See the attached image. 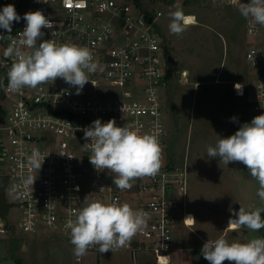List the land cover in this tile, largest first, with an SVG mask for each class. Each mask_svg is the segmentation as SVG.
<instances>
[{"label":"built area","instance_id":"obj_1","mask_svg":"<svg viewBox=\"0 0 264 264\" xmlns=\"http://www.w3.org/2000/svg\"><path fill=\"white\" fill-rule=\"evenodd\" d=\"M169 1L0 0V9L13 4L21 16L12 25V38L19 39L25 27L23 15L39 10L53 23L52 28L42 29L43 39L87 47L98 65L89 76L95 86L89 81L79 95L76 87L60 78L35 89L12 92L7 87V73L13 58L5 56L10 40L2 29L0 178L6 179L5 201L11 207L5 215L0 213V237L19 232L68 239L66 222L75 219L88 196L89 200L128 203L149 214L147 227L119 250L130 254L132 261L145 254L154 264H171L173 254L182 251L174 231L179 223L191 228L195 221L184 220L194 217L188 209L186 163L173 164L167 152L163 100L167 61L157 25L162 11L157 6ZM207 1L215 6L249 2ZM244 27L249 38L244 57L252 72L248 83L233 82L232 89L236 97L244 99L249 109L244 123H250L264 114V27L246 19ZM235 84L243 85L242 95L237 94ZM96 119L102 123L114 119L117 126H131L141 134H159L162 162L158 174L137 179L130 190L121 191L108 170H96L89 160L91 152L85 150L91 141L83 131ZM33 149L45 157L40 170L32 169L27 159ZM29 176L33 185L25 183ZM88 251L99 253L98 247Z\"/></svg>","mask_w":264,"mask_h":264},{"label":"rangeland","instance_id":"obj_2","mask_svg":"<svg viewBox=\"0 0 264 264\" xmlns=\"http://www.w3.org/2000/svg\"><path fill=\"white\" fill-rule=\"evenodd\" d=\"M174 5L196 18L197 24L190 25L182 36L169 32V13L175 10ZM157 8L162 11L157 25L165 55L176 61L174 67L166 65L163 93L167 152L173 164L186 163L188 209L196 221L191 228L178 222L174 234L182 251L173 254L171 264H209L201 254L208 239L224 236L229 242L240 238L239 242H247L264 237V229H247L246 235L226 232L230 209L238 211L240 205L246 209L264 207V203L257 196L259 185L245 165H226L207 155V147L215 146L218 136L233 135L249 113L244 99L236 97L232 89L233 82L248 83L252 72L244 57L249 42L244 32L245 18L238 6H215L207 0H171ZM150 260L145 254L132 261L124 251H88L77 262L70 238L19 232L0 237V264H154Z\"/></svg>","mask_w":264,"mask_h":264},{"label":"clouds","instance_id":"obj_3","mask_svg":"<svg viewBox=\"0 0 264 264\" xmlns=\"http://www.w3.org/2000/svg\"><path fill=\"white\" fill-rule=\"evenodd\" d=\"M174 8L169 13V32L182 36L195 17L186 15L179 5ZM238 11L251 24L264 27V0L241 2ZM22 18L25 27L19 39L12 38V25L19 22L21 16L13 4L0 9V29L9 33L10 40L5 56L13 58L7 73L8 90L35 89L60 78L76 87L77 95L81 94L91 81L90 74L98 67L90 49L75 43L43 39L42 29L52 28L53 23L39 10L26 12ZM0 38L4 35L0 34ZM234 88L238 95L243 94V85L235 84ZM83 131L85 139L91 141L85 145V150L91 152L90 163L98 171L108 170L119 190H130L135 180L158 174L162 162L159 134H141L131 126H117L114 119L103 123L96 119ZM218 137L215 146L207 147V155L226 165L234 162L245 165L257 181V196L264 203V114L255 116L250 123H243L233 135ZM27 159L32 169L40 170L45 157L38 149H33ZM25 183L33 185L34 180L29 176ZM230 211L227 227L231 230L247 228L258 232L264 229V207L246 209L240 205L238 211ZM149 218L146 211L134 209L128 203L89 200L86 196L75 219H68L65 227L70 230L73 254L79 260L92 247H98L100 253H114L126 247L147 227ZM184 220L195 221V218L189 215ZM201 254L209 264H225L226 261L228 264H264V237H254L247 242H229L224 236L208 239Z\"/></svg>","mask_w":264,"mask_h":264},{"label":"water","instance_id":"obj_4","mask_svg":"<svg viewBox=\"0 0 264 264\" xmlns=\"http://www.w3.org/2000/svg\"><path fill=\"white\" fill-rule=\"evenodd\" d=\"M150 21L151 20L148 19V22ZM166 61L169 66L174 67L176 65V61L171 55H166ZM5 184H6V179L4 177H1L0 178V213L2 215H5L8 209L11 207V204L5 201V190H4Z\"/></svg>","mask_w":264,"mask_h":264},{"label":"crops","instance_id":"obj_5","mask_svg":"<svg viewBox=\"0 0 264 264\" xmlns=\"http://www.w3.org/2000/svg\"><path fill=\"white\" fill-rule=\"evenodd\" d=\"M4 33H5V31L0 29V34H4ZM227 231L231 232V234H236V235H239V234L246 235V233L248 232L247 228H240L239 230H229L228 227H226V232ZM241 235H240V237H241ZM240 240H241V238H240ZM236 241H238V240H236Z\"/></svg>","mask_w":264,"mask_h":264},{"label":"bare ground","instance_id":"obj_6","mask_svg":"<svg viewBox=\"0 0 264 264\" xmlns=\"http://www.w3.org/2000/svg\"><path fill=\"white\" fill-rule=\"evenodd\" d=\"M192 24H197V23H194V22H193ZM190 221H191V220H188V222H190ZM228 229L231 230L230 228H228Z\"/></svg>","mask_w":264,"mask_h":264},{"label":"trees","instance_id":"obj_7","mask_svg":"<svg viewBox=\"0 0 264 264\" xmlns=\"http://www.w3.org/2000/svg\"><path fill=\"white\" fill-rule=\"evenodd\" d=\"M168 70H166V72H167Z\"/></svg>","mask_w":264,"mask_h":264}]
</instances>
